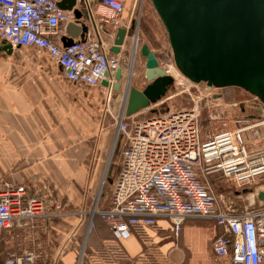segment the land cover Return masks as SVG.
I'll return each mask as SVG.
<instances>
[{"label":"built area","instance_id":"1","mask_svg":"<svg viewBox=\"0 0 264 264\" xmlns=\"http://www.w3.org/2000/svg\"><path fill=\"white\" fill-rule=\"evenodd\" d=\"M62 1L0 0V39L13 49L35 48L46 53L71 83L98 88L107 82L106 113L116 130L114 144L119 147L120 161L112 181L110 207L100 210L94 200L89 212V229L92 218L98 216L107 223L112 237L86 256L88 263H127L120 241L130 238L133 231L155 227L162 218L171 224L176 237L187 219L211 221L221 230L212 242L216 258H226L228 264H264V201L256 204L251 198L240 204L243 198L240 203L237 200L244 189L264 185V142L252 148L256 141H264V107L260 117L238 118L234 130L206 139L201 136L197 108L166 109L148 117H144L148 109L142 117H126L122 104L118 113L109 109L114 73L121 68V60L109 53L97 24L119 28L124 5L119 0H77L75 7L88 12L95 33L63 47V31L82 21L75 19V7L61 9ZM132 42L135 53L137 34ZM166 72H172L175 80L181 76L174 65ZM217 183L234 186L236 194H218ZM25 196L22 186L5 184L0 189V230L12 225L28 227L44 215L42 200ZM83 257L81 253L79 264ZM5 264L47 263L26 252L12 255Z\"/></svg>","mask_w":264,"mask_h":264},{"label":"crops","instance_id":"2","mask_svg":"<svg viewBox=\"0 0 264 264\" xmlns=\"http://www.w3.org/2000/svg\"><path fill=\"white\" fill-rule=\"evenodd\" d=\"M119 1L126 5L127 0ZM119 23L125 29L133 23L125 8ZM85 25L87 30L75 25L74 41L95 33L89 22ZM97 25L111 47L118 28ZM66 29L62 36H67ZM133 38L127 37L121 53L113 55L121 60L123 81L129 74L134 76L123 66ZM106 99L105 87L85 88L69 82L42 51H0V189L5 184L22 186L26 199L38 196L45 207L44 215L28 227L12 225L0 230V264L26 252L47 264H79L83 253L81 264H88L86 256L111 239L107 223L98 216L92 218L89 229V212L103 187L116 134L106 113ZM111 101L109 106L117 111L121 93L113 94ZM261 190L264 185L246 188L239 198H255L257 204ZM108 202L103 200L100 208H107ZM220 232L211 221L187 219L176 237L171 224L161 218L155 227L133 231L120 245L130 264H228V259H218L212 252V242Z\"/></svg>","mask_w":264,"mask_h":264},{"label":"water","instance_id":"3","mask_svg":"<svg viewBox=\"0 0 264 264\" xmlns=\"http://www.w3.org/2000/svg\"><path fill=\"white\" fill-rule=\"evenodd\" d=\"M149 2L165 30L175 69L181 76L192 84H205L208 88L241 89L259 101L257 110L261 112V106L264 107V0ZM75 6L77 0L59 3V7L67 11ZM73 14L86 30L88 22L94 27L88 12L77 7ZM75 27L73 24L67 26V36L61 39L63 47L73 44L76 36L71 32ZM134 29V23L129 29H117L109 48L111 55L121 53L126 38L135 35ZM0 51L11 54L13 48L3 41ZM139 54L145 59L147 82L142 90L130 86V75L123 81L121 68L114 73L113 91L119 96L121 93V111L126 117L162 101L175 82L173 73L167 74L166 69L159 66L146 44L140 46ZM122 82L124 89L121 88ZM101 85L108 86L106 81ZM257 200L264 201L263 191L258 193Z\"/></svg>","mask_w":264,"mask_h":264},{"label":"rangeland","instance_id":"4","mask_svg":"<svg viewBox=\"0 0 264 264\" xmlns=\"http://www.w3.org/2000/svg\"><path fill=\"white\" fill-rule=\"evenodd\" d=\"M124 8L125 15H130L133 19L135 26L134 33L137 34L138 44L135 53L133 51L134 43L131 42V44L129 43V45H127L128 49L125 54L123 66H125L131 74H134L133 77L130 76V86L142 90L147 85V82L144 77L145 59L139 54L140 46L146 44L157 58L159 66L167 71L171 68L173 69L172 53L168 45L165 30L157 18L149 0H127ZM111 106H109V109L113 108ZM258 106L259 103L241 89L208 88L205 84H192L180 76L175 80L173 87H171L166 97L156 105L151 106L148 109L149 111H146L144 117L151 116L153 112L161 113L166 109L179 111L197 108L199 112L201 136L203 139H206L210 135L221 131L234 130V121L238 118L248 116L260 117V114L256 111ZM120 108L121 107H116L117 113L120 111ZM142 113L143 111L137 114L142 117V115H140ZM111 127V129H114L113 121ZM115 135L116 134L113 135V142L111 145L112 153L110 154V161L108 162L109 166L107 164V168L104 171L103 187L99 189L96 198V202L98 203H100V200L101 202L103 200L110 201L112 185L109 184L108 181H113L120 161L119 147L114 144ZM260 135H262V131ZM263 142L262 140L256 141L252 144V148H259L262 146ZM234 188V186L222 183L216 189L222 192L226 191L232 195L233 191H235ZM242 198V203H240V198H237L240 204H245L249 200L245 197Z\"/></svg>","mask_w":264,"mask_h":264},{"label":"trees","instance_id":"5","mask_svg":"<svg viewBox=\"0 0 264 264\" xmlns=\"http://www.w3.org/2000/svg\"><path fill=\"white\" fill-rule=\"evenodd\" d=\"M100 203H101V202H100ZM100 203H98V209H100V210H106V209H108V208L110 207V201L108 202V205H109V206H108L107 208H105V209H101V208H100L101 205H102V204L100 205ZM94 218H95V216H94ZM220 234H221V232H220ZM220 234H219V235H220Z\"/></svg>","mask_w":264,"mask_h":264}]
</instances>
